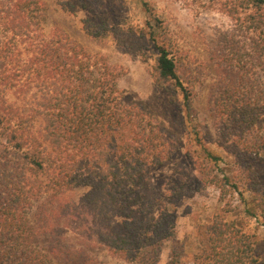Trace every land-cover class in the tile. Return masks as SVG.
I'll list each match as a JSON object with an SVG mask.
<instances>
[{"label":"trees","instance_id":"trees-1","mask_svg":"<svg viewBox=\"0 0 264 264\" xmlns=\"http://www.w3.org/2000/svg\"><path fill=\"white\" fill-rule=\"evenodd\" d=\"M207 7L230 22L217 30L211 56V111L223 131L218 144L235 159L262 158L264 0H207ZM44 11L40 0H0V264H98L86 247L53 235L51 222L31 217L42 202L78 188L94 223L90 247L128 264H158L175 239L184 192L172 185L164 195L153 193L149 180L172 157L175 139L145 106L121 102L116 66L63 31L46 34L39 23ZM151 40L156 82L180 91L187 111L189 91L167 46ZM10 92L15 101H8ZM203 152L212 162L222 159ZM239 180L223 174L210 182L221 198L233 188L243 200ZM245 181L252 189L247 212L264 221V187L249 176ZM205 229V249L193 264H264L251 237L223 214ZM179 256L172 248L165 264H181Z\"/></svg>","mask_w":264,"mask_h":264},{"label":"rangeland","instance_id":"rangeland-1","mask_svg":"<svg viewBox=\"0 0 264 264\" xmlns=\"http://www.w3.org/2000/svg\"><path fill=\"white\" fill-rule=\"evenodd\" d=\"M40 1L45 6L41 29L46 34L63 31L88 53L116 66L121 72L117 81L121 102L145 106L175 139L172 157L154 167L149 180L153 193L164 195L172 185L184 192L176 207L175 239L164 246L158 264L167 262L172 248L178 251L181 264H193L194 257L205 249V228L217 214H223L251 237L253 253L264 263V221L258 214L247 212L252 189L245 181L249 176L264 187V156L235 159L228 155L218 144L223 131L211 111L215 83L211 56L217 30L228 27V17L207 7V0ZM100 27L104 33L94 35L102 31ZM151 35L167 46L177 75L189 91L187 111L180 91L156 82V49ZM7 99L15 101L14 94L7 93ZM203 149L222 159L210 161ZM223 174L244 179L238 184L243 200L233 188H226L220 197L219 189L210 181L214 175ZM82 192L78 188L61 200L44 201L31 217L36 222H51L53 235L74 248L86 247L98 264H128L103 248L88 245L94 223L80 206Z\"/></svg>","mask_w":264,"mask_h":264}]
</instances>
